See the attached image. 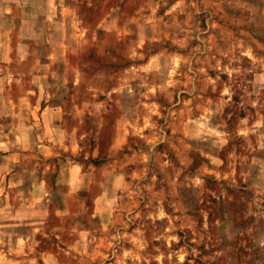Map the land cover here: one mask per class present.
<instances>
[{
    "label": "clouds",
    "instance_id": "obj_1",
    "mask_svg": "<svg viewBox=\"0 0 264 264\" xmlns=\"http://www.w3.org/2000/svg\"><path fill=\"white\" fill-rule=\"evenodd\" d=\"M0 264H264V0H0Z\"/></svg>",
    "mask_w": 264,
    "mask_h": 264
}]
</instances>
